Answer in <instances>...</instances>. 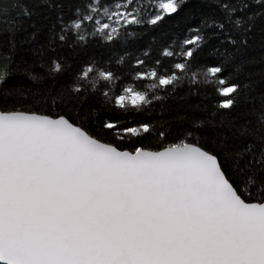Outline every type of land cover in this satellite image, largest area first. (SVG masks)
Masks as SVG:
<instances>
[{"label": "snow or ice", "instance_id": "1", "mask_svg": "<svg viewBox=\"0 0 264 264\" xmlns=\"http://www.w3.org/2000/svg\"><path fill=\"white\" fill-rule=\"evenodd\" d=\"M0 264H264V0H0Z\"/></svg>", "mask_w": 264, "mask_h": 264}]
</instances>
